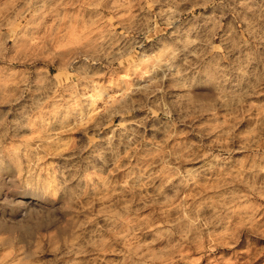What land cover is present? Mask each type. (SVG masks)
Here are the masks:
<instances>
[{
  "label": "clouds",
  "instance_id": "clouds-1",
  "mask_svg": "<svg viewBox=\"0 0 264 264\" xmlns=\"http://www.w3.org/2000/svg\"><path fill=\"white\" fill-rule=\"evenodd\" d=\"M0 183V264H264V0H0Z\"/></svg>",
  "mask_w": 264,
  "mask_h": 264
},
{
  "label": "rangeland",
  "instance_id": "rangeland-1",
  "mask_svg": "<svg viewBox=\"0 0 264 264\" xmlns=\"http://www.w3.org/2000/svg\"><path fill=\"white\" fill-rule=\"evenodd\" d=\"M5 194H6V189L4 188L3 184L0 183V200L4 199ZM7 195L10 197V199L7 201L8 207L15 206L17 200H21L24 203H28V201L24 197L17 196L15 193H7ZM32 203L34 204L35 202ZM29 206H32V204H30ZM37 223L38 221L35 218L30 219L27 215L23 218H19L17 216L14 217L12 222L6 223L4 221H0V231H4L8 229L10 224L11 230L20 232L22 235H27L32 231V229L36 226Z\"/></svg>",
  "mask_w": 264,
  "mask_h": 264
}]
</instances>
